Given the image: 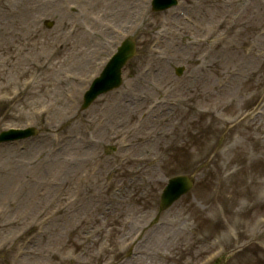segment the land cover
<instances>
[{"label":"rangeland","instance_id":"obj_1","mask_svg":"<svg viewBox=\"0 0 264 264\" xmlns=\"http://www.w3.org/2000/svg\"><path fill=\"white\" fill-rule=\"evenodd\" d=\"M178 1L0 3V132L41 131L0 146V264H264V0ZM118 30L138 56L82 111Z\"/></svg>","mask_w":264,"mask_h":264},{"label":"water","instance_id":"obj_2","mask_svg":"<svg viewBox=\"0 0 264 264\" xmlns=\"http://www.w3.org/2000/svg\"><path fill=\"white\" fill-rule=\"evenodd\" d=\"M127 59H128V55H124L121 58L118 65H116V67H114L110 71V76H111L112 81L108 83L109 88L114 87V84H118L119 79H120V68ZM101 80L104 81L105 79H101ZM109 88H107V89H109ZM98 91L99 90L95 91L94 94L96 95V93ZM172 182H173V184L170 186L171 190L169 191V198H179L182 194L188 192L190 190V188L192 187V184L189 182V180L187 178L179 177V178L174 179ZM177 187H178V189H177Z\"/></svg>","mask_w":264,"mask_h":264},{"label":"bare ground","instance_id":"obj_3","mask_svg":"<svg viewBox=\"0 0 264 264\" xmlns=\"http://www.w3.org/2000/svg\"><path fill=\"white\" fill-rule=\"evenodd\" d=\"M30 1H32V0H22V4L20 5V6H18V7H20V8H16V7H14V8H11V7H9V5H8V3H10V4H12V5H14L13 3H12V1L11 0H8V3H5V2H0L2 5H3V7L5 8V10H6V12L10 15V16H12V17H14L13 19L15 20V21H17L18 20V18H19V15H20V13H19V11L20 10H22L23 12H29V11H31V4H30ZM125 2V5H126V8H125V10L124 11H122L121 13L122 14H126V13H128L129 14V12L130 11H137L138 10V8H140L139 6H137L135 3L133 4V0H124ZM135 2V1H134ZM56 14H58V12H57V9H56ZM4 15V14H3ZM2 15V16H3ZM61 19H68V17H66V16H64V15H62V17H61ZM4 20L5 19H1L0 20V28H3L4 26H5V23H4ZM196 95V94H195ZM200 96H203V95H200ZM139 100H137V102H138ZM134 103H136V101H133Z\"/></svg>","mask_w":264,"mask_h":264}]
</instances>
